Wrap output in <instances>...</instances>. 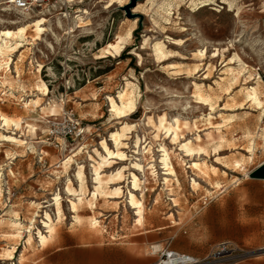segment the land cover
I'll return each instance as SVG.
<instances>
[{"label":"rangeland","instance_id":"1","mask_svg":"<svg viewBox=\"0 0 264 264\" xmlns=\"http://www.w3.org/2000/svg\"><path fill=\"white\" fill-rule=\"evenodd\" d=\"M134 1L50 0L24 17L0 6V40L2 32L30 25L25 37L10 42L0 64V115L22 127L0 120V264H36L46 248L61 244L130 240L144 232L127 200L130 192L154 216L173 209L172 199L176 210L187 212L192 203V212L198 211L255 181L247 176L264 163V0ZM43 19L37 34L32 24ZM119 36L125 44L117 54L108 45ZM251 88L258 89L261 108L250 103ZM122 94L135 109L112 112L109 99L121 107ZM52 102L62 105L55 117L48 113ZM65 113H73L85 135L56 148L49 126ZM158 118L179 122L177 143L172 133L158 134L148 125ZM114 133L125 158L112 156L99 168L98 156L107 155L103 141L117 151ZM187 142L203 151L187 156L180 149ZM161 146L170 154L173 176L164 175ZM138 159L154 166L156 181L144 183L131 170ZM80 168L83 185L76 177ZM95 168L107 193L121 188L120 198H94ZM131 174L142 182L137 191ZM257 183L262 186L251 190L264 191V181ZM46 214L54 234L44 248L39 235L49 236ZM247 250L264 258V247Z\"/></svg>","mask_w":264,"mask_h":264},{"label":"crops","instance_id":"2","mask_svg":"<svg viewBox=\"0 0 264 264\" xmlns=\"http://www.w3.org/2000/svg\"><path fill=\"white\" fill-rule=\"evenodd\" d=\"M257 182L260 181L243 183L246 188L211 199L198 211L192 212V203L187 212L176 210L172 199L174 210L154 216L145 213L143 226H139L144 232L124 242L68 243L46 248L48 243L36 264H154L157 256L147 253L148 248L153 253H157L155 248L158 252L169 248L196 259L205 258L213 247L222 243L246 250L263 248L264 191L251 190L262 186ZM154 217L156 225L152 224ZM239 264H264V258Z\"/></svg>","mask_w":264,"mask_h":264},{"label":"bare ground","instance_id":"3","mask_svg":"<svg viewBox=\"0 0 264 264\" xmlns=\"http://www.w3.org/2000/svg\"><path fill=\"white\" fill-rule=\"evenodd\" d=\"M16 15L19 16V14H16ZM23 17H24V15H23ZM44 22H45V20L43 19V20L37 21L34 24H32L36 28L37 34H41L43 32L42 26H43V23ZM29 26L22 27V28L20 27L17 31H10V30H8V31L2 32V34H1V40H0V64L1 65L5 61V60H3V59H5V55L7 53L9 54V52H11V50H12V46H11V43L12 42L11 41L17 40L18 38L25 37L26 36V33H27V28ZM124 44H125V39L123 37L119 36L116 39V42L111 43V44L108 45V50H111L112 49V50H114L118 54V53H120L122 51ZM157 53L159 55H161L163 53L161 47H158L157 48ZM204 56H205V52H202V51L199 52V57H204ZM43 94L44 95H47L46 86L43 87ZM196 96H197V94H196ZM247 96H248V99H249L250 103L253 106H255L257 108H261L263 106V103H262V101H261V99L259 97V93H258V89L257 88H251L248 91ZM119 98L121 100V107H118L113 99H109L110 100L109 102L111 104L110 106L112 108V112H116L118 114H124V113H126L128 111L130 112V111H132V110L135 109V105L133 103L134 101L132 102L131 100H125V94L120 95ZM196 99H197V103H199L198 102L199 99L198 98H196ZM204 99H205V97H204ZM204 99H202L200 97V100H201L200 103H203L202 101H205L206 100V99L205 100ZM56 102H57V100H56ZM56 102H52L53 104L50 105V112H48V113H50V117H55L56 116L55 113L57 111L56 108L62 106V105H59V103H56ZM209 102H210V99L208 100L207 104H209ZM33 104L34 105H38L37 104V101H34ZM158 119H159V121H158V124L157 125H155L150 119L148 120V125H152L153 129H155L158 134L161 131H165L167 134L172 133L173 142L176 141V143H177V141H178V131H179V122L178 121H175V125L173 126L171 124H167V122H166V120L164 118H158ZM0 120H1V125H3V126L8 127V126H10V124H12V126H15L17 129L18 128H20V129L22 128L20 122L10 121L9 119L2 117L1 115H0ZM187 125H188V123H187ZM31 130L35 134L36 131H37V128L34 127V126H31ZM85 131H86V129L85 128H82V132L85 133ZM2 138L6 139L7 141H11L13 143H18V145H20V143H22V141H19V140H17L14 137H2ZM110 138L113 141L114 145L116 146V150L117 151L116 152H111L108 149L105 141H103L101 143V146L106 151L107 155L105 157L98 156L100 158V160H101V164H98L96 166H99V168H100V166L102 164H105V163L110 162L109 160H110V157H112V156H115V157H117L119 159H124L125 158V155L123 153H121L119 151V149H118L120 147V145H121V136L118 133H114V134L111 135ZM208 138L210 139V136H208ZM221 139H222V137H221ZM200 140H201L200 137H197L195 141L198 142ZM138 142L136 144V147H137L136 154H139L140 153L139 143ZM180 149H181L182 152H184L189 157H193L194 154H196V153L199 154V153H201L203 151V149L201 147H199V146H197V148H194L193 143H191V142H187V143L181 145L180 146ZM160 153H161V159H160L161 160L160 161L161 164L160 165L163 166V170L166 172L164 175H166V176H169V175L173 176V174L175 172H174V169H173L172 164H171L169 152L163 146H161ZM70 159L71 158H68V159L66 158V160L63 162V166H65L66 164H68L70 162ZM236 163H238V162H236ZM198 164L197 163H194L193 165H191V167H194L195 169H197L198 166H199ZM236 167H237V165H236ZM131 170H134V171H137V172L141 173L142 176H143V179H144L143 180L144 183H146L148 181V177H151L155 181L157 180V176H156V172H155L154 166L152 164L147 165V166H144L141 163V159H138V160H136L133 163ZM95 175H96V179L95 180H96L97 183H96V185L94 187V195H93L94 198H97L98 196H101V197L102 196H104V197L105 196H109V197L112 196V197H114V199H118V198H120L122 196V190H121V188H116L111 193L110 192L107 193L105 191V188L103 187V183H102V180H101V177H100L99 169H96L95 168ZM76 177L80 180L81 185H83V172H82V168L79 169V172H78V174H77ZM131 177H132L131 178L132 179V181H131L132 188L135 191H137L140 188L142 182H140L139 178L136 175H134V174H131ZM247 177L249 178V176H247ZM67 191L69 193H71L70 188H68ZM127 200H129L130 206L133 208V210H135V215L137 217L136 224L138 226L142 227L143 226V221H144V214H145L144 213V208H143L142 202L138 201L136 199V196L133 193H131V192L129 193V199H127ZM54 203L56 204L57 207L59 206V198L58 197L55 198V202ZM72 204H73V206L75 205L74 203H72ZM45 218H46L45 220H47L46 226H47V229H48V232L47 233L49 234V236H43L41 234L39 235V241H40V244L43 247H45L49 243V240H50L51 236L54 234L53 233L54 232V228L51 227V225H50V223H51L50 216L48 214H46L45 215ZM92 224H93L94 227H98L99 226V222L96 221V220L93 221ZM12 226L13 227L16 226L14 228V229H16L17 226H20V225L19 224H13ZM19 234H21V233L19 232ZM11 236L13 237L12 239H14V237L16 238L15 235H11ZM30 241H31V239H30ZM154 250H155V252H158L159 249L158 248H155Z\"/></svg>","mask_w":264,"mask_h":264},{"label":"built area","instance_id":"4","mask_svg":"<svg viewBox=\"0 0 264 264\" xmlns=\"http://www.w3.org/2000/svg\"><path fill=\"white\" fill-rule=\"evenodd\" d=\"M49 2L50 0H2L0 6L5 5L23 15H30L36 11H42ZM84 135L73 113H65L63 121L50 124L48 131V137L56 143V148H62L69 142L83 139ZM152 254L157 256L154 264H239L258 257L257 251L242 249L231 243L216 245L203 259H196L169 248L157 253L152 252Z\"/></svg>","mask_w":264,"mask_h":264},{"label":"water","instance_id":"5","mask_svg":"<svg viewBox=\"0 0 264 264\" xmlns=\"http://www.w3.org/2000/svg\"><path fill=\"white\" fill-rule=\"evenodd\" d=\"M139 1L135 0L134 2ZM249 179L255 181H264V164L249 174Z\"/></svg>","mask_w":264,"mask_h":264}]
</instances>
